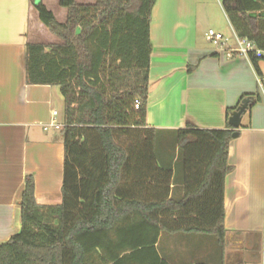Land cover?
Listing matches in <instances>:
<instances>
[{
  "label": "trees",
  "instance_id": "16d2710c",
  "mask_svg": "<svg viewBox=\"0 0 264 264\" xmlns=\"http://www.w3.org/2000/svg\"><path fill=\"white\" fill-rule=\"evenodd\" d=\"M31 3L61 41L26 45L25 83L58 87L65 104L62 201L37 204L34 179L25 177L21 228L0 244V264H170L159 255L161 234L213 238L215 260L195 264H224L228 118L246 95L226 110L225 129L187 122L170 133L182 175L180 197H170L173 159L158 161L161 134L146 124L156 0H58L64 23ZM221 8L234 34L264 51V0H222ZM258 62L251 57L257 75Z\"/></svg>",
  "mask_w": 264,
  "mask_h": 264
},
{
  "label": "crops",
  "instance_id": "0c3cea01",
  "mask_svg": "<svg viewBox=\"0 0 264 264\" xmlns=\"http://www.w3.org/2000/svg\"><path fill=\"white\" fill-rule=\"evenodd\" d=\"M221 1L156 0L149 32L146 124L167 135L184 129L187 122L201 130H223L228 108H235L244 95H260L261 101L242 116L240 127L233 130L238 136L228 145L224 264H264V98L257 85V78L264 81V61L257 63V75L247 60L227 55L235 47H214L206 33L211 47L202 41L198 30L204 22L217 26L218 16L227 21ZM40 2L59 23L66 21L67 11L58 0ZM54 37L39 21L31 0H0V244L20 231L25 177L34 179L37 204L62 201L64 151L62 135L55 133L62 129L49 125L54 103L63 98L58 87L25 83L26 45L61 44ZM180 194L181 188L171 185L169 196ZM164 235L158 251L170 264L215 260L202 251L201 236H183L188 241L176 251ZM255 248L261 250L258 259L253 258Z\"/></svg>",
  "mask_w": 264,
  "mask_h": 264
},
{
  "label": "rangeland",
  "instance_id": "374dc122",
  "mask_svg": "<svg viewBox=\"0 0 264 264\" xmlns=\"http://www.w3.org/2000/svg\"><path fill=\"white\" fill-rule=\"evenodd\" d=\"M95 2H93L94 4ZM93 4H84V5H93ZM216 24L217 26L212 25L211 23L204 22L202 26L199 28L198 33L199 35L202 36V41L207 45H211L206 41V38L204 36L205 33H207L208 30H212L215 32H220L224 38L228 39V42L225 45L231 46V47H236L235 41H234V34L233 31L229 25V23L225 20L220 18V16L216 17ZM54 37V36H53ZM55 38V37H54ZM57 39V38H56ZM54 111L57 113L56 120L59 125L62 127L64 126V119H65V104L63 100H58V102L54 103L53 107ZM57 136L61 137V133L56 131L55 132ZM161 134V133H160ZM157 147H156V153L158 157V161H161L162 158L168 159L170 156L173 159V169L176 172L175 176V184L178 186H181L182 182V175L180 173L181 169V164H180V155L179 151L176 148L174 142V138L171 135L167 134H161L158 135L157 137ZM175 161V163H174ZM177 162V163H176ZM176 164V165H175ZM182 191V190H181ZM180 196H177L175 198H179ZM165 241H167V244H172L175 247L176 251H180L183 248L184 243H187L188 240H186L183 236L181 235H175V236H170V235H164ZM192 239V238H190ZM203 241V246H202V251L205 252L207 255H210L211 257L216 255V250H217V245L215 243V240L210 237H200ZM165 247V246H164ZM163 247V248H164ZM253 258H260L261 256V250L260 248H255L253 250ZM211 262V261H209ZM244 264V263H243Z\"/></svg>",
  "mask_w": 264,
  "mask_h": 264
},
{
  "label": "built area",
  "instance_id": "2783aa9c",
  "mask_svg": "<svg viewBox=\"0 0 264 264\" xmlns=\"http://www.w3.org/2000/svg\"><path fill=\"white\" fill-rule=\"evenodd\" d=\"M234 33V32H233ZM207 41L214 47L223 48L225 44L228 42V39L224 38V36L212 30L207 31L206 33ZM234 41L236 47L231 53H228V56L234 54L238 57H241L251 63V57H255L259 61H264V51L257 49L253 42L247 39H240L234 34ZM257 85L260 90L261 95L264 98V81L260 78H257ZM57 113L54 111L52 113V120L50 122V128L54 130H61L63 127L58 124L56 120Z\"/></svg>",
  "mask_w": 264,
  "mask_h": 264
},
{
  "label": "water",
  "instance_id": "95a60500",
  "mask_svg": "<svg viewBox=\"0 0 264 264\" xmlns=\"http://www.w3.org/2000/svg\"><path fill=\"white\" fill-rule=\"evenodd\" d=\"M258 15L255 13L249 14L250 18H256ZM264 16V14H263ZM254 102L253 97L244 98L239 106L231 113L228 118V125L233 128V130H237L240 127L242 116L245 115L247 110L252 106ZM238 136L237 131L232 133V138H236Z\"/></svg>",
  "mask_w": 264,
  "mask_h": 264
}]
</instances>
